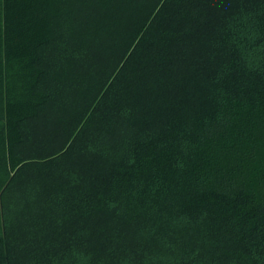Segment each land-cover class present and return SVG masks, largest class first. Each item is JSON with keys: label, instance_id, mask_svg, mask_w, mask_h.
<instances>
[{"label": "trees", "instance_id": "16d2710c", "mask_svg": "<svg viewBox=\"0 0 264 264\" xmlns=\"http://www.w3.org/2000/svg\"><path fill=\"white\" fill-rule=\"evenodd\" d=\"M0 264H264V0H0Z\"/></svg>", "mask_w": 264, "mask_h": 264}]
</instances>
